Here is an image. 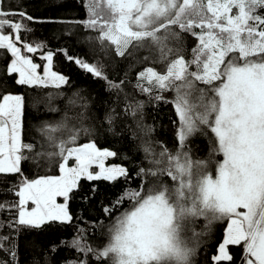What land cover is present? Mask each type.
<instances>
[{
	"label": "snow or ice",
	"instance_id": "snow-or-ice-1",
	"mask_svg": "<svg viewBox=\"0 0 264 264\" xmlns=\"http://www.w3.org/2000/svg\"><path fill=\"white\" fill-rule=\"evenodd\" d=\"M75 3L84 18L40 20L23 9L9 11L7 0H0V56L11 57L0 68V89L9 81L33 90L67 85L69 78L53 71L59 52L78 71L102 82L118 102L97 115L90 98L73 92L60 119L45 120L29 134L26 106L56 113L51 101L64 93L35 91L26 100L0 91V183L7 181L0 191V264H22V234L40 237L78 222L71 238L47 245L34 241L26 264H196L200 250H207L212 225L224 221L212 264H264V0ZM13 15L19 19H7ZM24 20L61 24L62 35L82 30L92 59L48 50L46 41L23 40L21 32L34 31ZM188 37L196 43L190 58ZM25 53L39 54L45 65ZM117 62L124 64L119 80L108 74ZM146 102L173 105L178 150L160 142L157 151L153 126L144 121ZM109 133L137 141L147 166L133 174L123 165L107 164L119 154L100 149L97 141ZM82 136L88 142L79 143ZM196 137L206 138L204 158L192 156L189 141ZM50 167L56 175L40 174ZM95 182L125 185L101 205L110 222H91L106 230V242L97 246L87 239L85 218L71 207L77 198L87 207L100 203ZM125 200L129 207L118 212ZM201 219L206 224L198 231ZM230 246L240 249L239 257ZM61 247L75 255L57 261Z\"/></svg>",
	"mask_w": 264,
	"mask_h": 264
},
{
	"label": "trees",
	"instance_id": "trees-1",
	"mask_svg": "<svg viewBox=\"0 0 264 264\" xmlns=\"http://www.w3.org/2000/svg\"><path fill=\"white\" fill-rule=\"evenodd\" d=\"M6 7L9 11H16L18 9L26 10L27 13L33 17L40 20L43 18H51L57 16H79L84 18V11L75 3V0H7ZM9 20H18V16H8ZM23 23L28 24L30 28L34 29L32 32H21V37L29 43L34 41H46L48 45V50L56 51L57 49H65L67 52L75 57H81L91 60L92 57L89 55L88 46L84 44V32L76 28L71 35H62L61 28L62 25L58 23L49 22H32L24 20ZM8 29H5L7 32ZM54 36H59V39H54ZM19 47H23L18 44ZM196 46L195 38L188 37L185 41V48L187 49L188 58L191 55V49ZM3 51V50H0ZM34 59V62L40 64L42 67L45 65V61L40 60L37 54L25 53ZM11 57L10 54L5 56H0V68L8 65ZM53 70L67 76L69 78V83L67 85H62L60 89L54 87H49L47 89H29L27 87H20L12 85L9 81V86L0 89V91L12 92L14 94H23L26 100L30 98L35 91L41 93H64L61 97H53L51 103L53 107H58V111L53 114L41 109L39 112L32 109L30 105L26 106L25 112V126L29 134L34 132L36 127L40 126L45 120L50 122H55L61 118L62 114L66 110V100L67 98L76 91L81 92L88 99L89 107L97 113V115L103 114V111L111 107L114 103H118L115 97L105 91L104 84L98 80H94L92 76L78 71L76 66L69 63L65 57L57 52L53 59ZM124 70V64L117 62L114 68L108 70L109 77L111 79L119 80L121 78L122 72ZM42 71V69H41ZM166 96L171 98L172 93H165ZM139 100H146V97L138 96ZM118 111L120 109H117ZM144 111V121L147 125L153 126V131L151 133V139L155 142L157 151L160 150L161 143L162 146H166L171 151L178 150L177 142L173 135L172 121L175 119L173 114V105L171 103L165 104L160 103L158 106L153 107L152 104L147 103L143 109ZM69 115L72 113L69 112ZM88 142L87 137H81L79 143ZM137 141L126 140L124 136L112 134H101L97 141V146L102 150H114L119 155L113 159L109 158L107 164L109 165H123L129 169L131 173H135L137 167H146L147 165L142 160V154L135 147ZM192 145V156L204 158L206 155V138L196 137L189 141ZM126 157V158H125ZM217 160L222 159V156H217ZM71 164V161L69 162ZM26 174L29 178L33 177V172L27 170ZM40 174L56 175L57 171L54 167H50L47 170L41 172ZM212 174L215 176L214 166ZM10 179V178H9ZM167 180L168 178L165 177ZM6 180L0 183V191L3 190ZM99 184L98 192L100 203L95 204L94 207H87L82 205L79 198L73 200L71 203L72 211L77 215H82L85 218L84 227L87 228L88 236L87 239L89 243L93 246H97L102 242H106L105 229L100 226H95L91 222L99 221L101 225H106L110 222V218H107L101 212V205L108 203L110 200H114L119 193H121L125 185L121 182H117L115 185L109 184L107 182H95ZM138 181H131L130 186L135 188ZM89 185L85 184V191L88 189ZM2 198V197H0ZM8 199H12L9 197ZM129 207V202L125 200L124 204L119 207L118 212H122ZM206 224V221H205ZM227 221L217 222L212 225L214 231L208 239L206 245L207 250L203 248L200 250V254L196 257V264H212L210 256L215 253L216 246L222 238L223 229L226 226ZM203 225L198 227V231H202ZM80 226V222L77 223L76 227ZM76 227H68L64 229L52 230L45 232L40 237H35L30 234H22L20 237V259L22 264H26L29 260L30 255V245L37 239L41 244H51L57 243L61 238H71ZM230 250L235 254L236 257L240 256V249L235 246H230ZM75 253L70 250L61 247L56 257L57 261L67 259L74 256Z\"/></svg>",
	"mask_w": 264,
	"mask_h": 264
},
{
	"label": "rangeland",
	"instance_id": "rangeland-1",
	"mask_svg": "<svg viewBox=\"0 0 264 264\" xmlns=\"http://www.w3.org/2000/svg\"><path fill=\"white\" fill-rule=\"evenodd\" d=\"M53 71H54V70H53ZM203 223L205 224V221H204L203 219L198 220L197 223H196V229L198 230V227H199L200 225H202Z\"/></svg>",
	"mask_w": 264,
	"mask_h": 264
},
{
	"label": "flooded vegetation",
	"instance_id": "flooded-vegetation-1",
	"mask_svg": "<svg viewBox=\"0 0 264 264\" xmlns=\"http://www.w3.org/2000/svg\"><path fill=\"white\" fill-rule=\"evenodd\" d=\"M241 211H244L243 209Z\"/></svg>",
	"mask_w": 264,
	"mask_h": 264
}]
</instances>
